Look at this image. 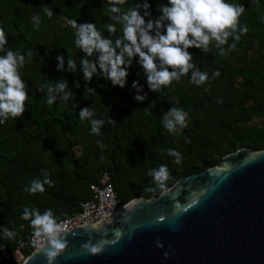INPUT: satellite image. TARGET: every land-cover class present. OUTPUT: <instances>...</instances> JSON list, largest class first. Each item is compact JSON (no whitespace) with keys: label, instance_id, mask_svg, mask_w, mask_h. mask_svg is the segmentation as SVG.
Segmentation results:
<instances>
[{"label":"trees","instance_id":"16d2710c","mask_svg":"<svg viewBox=\"0 0 264 264\" xmlns=\"http://www.w3.org/2000/svg\"><path fill=\"white\" fill-rule=\"evenodd\" d=\"M144 2L126 0L116 5L120 13H113L109 0H0L6 40L0 56L8 51L24 56L18 72L28 97L20 115L0 116V264H20L32 252L21 245L34 230V215L21 218L25 209L41 215L51 209L55 221L71 215L91 197L90 186L104 171L122 205L162 191L149 175L161 165L170 173L167 188L238 148H264V120L259 127L252 124L264 114V0H225L244 9L235 30L225 29L226 43L212 39L206 51L203 45L189 47L192 67L155 91L138 56L121 88L100 68L99 51L88 56L75 44L78 26L92 23L101 38L115 46L123 26L116 17ZM147 3L151 16H145L146 21L158 18L157 6L167 0ZM71 20L77 28L68 23ZM110 24L116 26L114 34L106 27ZM85 59L95 65L90 80L84 79ZM194 72L206 73L207 79L197 84ZM61 82H66L63 91L56 87ZM48 97H55L53 104ZM85 108L92 114L81 118ZM172 109L183 113L184 124L169 115ZM167 120L174 121V130L167 128ZM93 121L102 122L96 125L98 131H93ZM169 150L181 154L180 164ZM46 179L51 185L44 184L43 193L26 191L33 181ZM5 228L15 233L14 239L6 238Z\"/></svg>","mask_w":264,"mask_h":264},{"label":"water","instance_id":"95a60500","mask_svg":"<svg viewBox=\"0 0 264 264\" xmlns=\"http://www.w3.org/2000/svg\"><path fill=\"white\" fill-rule=\"evenodd\" d=\"M57 238L65 247L54 258L49 240L20 264H264V148L231 151Z\"/></svg>","mask_w":264,"mask_h":264},{"label":"clouds","instance_id":"9594fccd","mask_svg":"<svg viewBox=\"0 0 264 264\" xmlns=\"http://www.w3.org/2000/svg\"><path fill=\"white\" fill-rule=\"evenodd\" d=\"M126 0H109L111 11L120 13V8L116 5H124ZM143 7L144 15L140 14V8ZM158 11L161 15L156 19L145 20V16H151V5L147 0L143 5H137L122 13L116 19L122 23V36L117 38L115 46L109 39L101 38L96 30L95 24L86 23L78 26L75 44L88 56L93 54L94 50L101 53L99 57L100 68L107 73V78L113 85L124 87L127 68L131 65L132 59L139 57L138 63L142 66L144 74L147 76V83L151 90L155 91L162 85H169L173 79H179V76L186 74L192 65L189 61L192 59L191 53L187 51L189 47L200 48L204 46L207 50L210 40L214 39L219 44L226 43L229 35L225 29L235 30L238 24V17L243 12L242 6L228 4L225 0H167V3L158 4ZM52 15L51 12L48 13ZM73 28H77L75 20L68 22ZM110 33L116 32V26L110 24L106 26ZM162 29L164 31H162ZM247 31V29H243ZM191 35V39L189 36ZM239 39V37H237ZM6 43L5 32L0 28V51ZM219 44L217 46H219ZM235 47V45H233ZM120 51L117 53L116 49ZM57 59L62 61V57ZM24 56L14 55L8 51L6 55L0 56V116L12 117L20 115L25 110V101L28 98L25 90V83L21 79L18 67L24 64ZM19 61V62H18ZM82 63L85 66L84 79L90 80L92 72L95 71V65H89L87 59ZM70 67H74V61L69 60ZM62 66V65H61ZM91 67V70H89ZM173 69L169 71L168 69ZM177 69L179 71H177ZM219 75V72L216 73ZM199 77L196 80V77ZM207 79L206 73L194 72L193 80L199 84ZM132 86L137 87V81H133ZM60 91L66 87V82L58 83L56 86ZM51 91V88L49 89ZM137 99L142 97L137 96ZM67 99V94L65 95ZM55 97H48L47 102L53 104ZM92 113L87 108L80 112V117L90 116ZM169 115L174 116L175 122L184 124V115L182 112L172 109ZM3 123V121H0ZM93 131H98L96 125L101 121H93ZM166 126L169 130H174L173 120H167ZM169 154L175 157L174 163L180 164L182 157L176 150H169ZM156 184L166 191L165 182L169 180L170 173L167 165H161L158 170L153 169L149 172ZM44 184L51 185L50 180H44L43 183L33 181L31 187L26 191L35 194L45 191ZM35 218L31 220V226L35 229V234L40 236L46 234L51 241L52 249L47 252L49 260L54 258L59 250L65 247V243L57 238L59 228L53 218L51 209L44 212L43 215L35 210L29 213L25 209L22 219L28 220L30 216ZM4 235L8 239H14L15 233L7 228L4 229ZM85 247H88L87 245ZM156 247L163 248V244L158 240ZM90 251L96 253L97 247H91ZM171 253L164 251L163 256L168 258Z\"/></svg>","mask_w":264,"mask_h":264},{"label":"built area","instance_id":"2783aa9c","mask_svg":"<svg viewBox=\"0 0 264 264\" xmlns=\"http://www.w3.org/2000/svg\"><path fill=\"white\" fill-rule=\"evenodd\" d=\"M90 188L92 195L80 202L79 210L56 220L59 228L57 235L79 224L94 223L120 206L111 182V176L107 171H104L99 176L98 182L91 184ZM49 240L50 238L46 234L37 236L34 229L31 231L30 237L21 245H28L33 251Z\"/></svg>","mask_w":264,"mask_h":264},{"label":"rangeland","instance_id":"374dc122","mask_svg":"<svg viewBox=\"0 0 264 264\" xmlns=\"http://www.w3.org/2000/svg\"><path fill=\"white\" fill-rule=\"evenodd\" d=\"M263 120H264V114H258L256 117H254L253 121H252V124L256 127H259L262 125L263 123ZM75 151L78 152L79 150V147L75 146ZM260 150V149H259Z\"/></svg>","mask_w":264,"mask_h":264}]
</instances>
